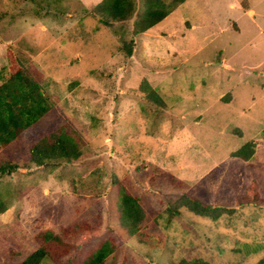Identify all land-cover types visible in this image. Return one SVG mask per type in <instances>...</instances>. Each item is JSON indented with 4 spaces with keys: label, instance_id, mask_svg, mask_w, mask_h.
Listing matches in <instances>:
<instances>
[{
    "label": "rangeland",
    "instance_id": "1",
    "mask_svg": "<svg viewBox=\"0 0 264 264\" xmlns=\"http://www.w3.org/2000/svg\"><path fill=\"white\" fill-rule=\"evenodd\" d=\"M100 1L0 0V82L33 63L59 111L54 128L64 127L79 154L0 173V264H20L46 229H66V241L86 248L121 238L107 264L256 263L264 257V0H183L136 35L135 18L103 25L92 11ZM245 142L253 155L232 157ZM3 152L1 160L15 158ZM253 183L258 202L245 200ZM119 187L145 211L133 236L119 224ZM187 192L226 210L216 220L187 208L172 215ZM81 221L95 232L76 229Z\"/></svg>",
    "mask_w": 264,
    "mask_h": 264
},
{
    "label": "trees",
    "instance_id": "2",
    "mask_svg": "<svg viewBox=\"0 0 264 264\" xmlns=\"http://www.w3.org/2000/svg\"><path fill=\"white\" fill-rule=\"evenodd\" d=\"M183 0H143L140 11H136L134 0H101L93 14L105 26L123 23L134 19L130 33L136 35L145 32L165 18ZM124 46V45H122ZM128 56L130 49H126ZM143 90H146V85ZM56 102L42 90V74L33 63L20 64L10 71L8 77L0 82V156L5 149L14 150L15 158L0 159V173H10L17 168L41 166L51 162L70 161L78 157L77 150L67 137L64 127L54 128L58 118ZM253 155V144L245 142L231 152L232 157L243 160ZM256 185L248 188L245 200L258 202ZM179 208H187L194 214L216 220L224 208L213 207L202 202L190 193H185L174 205L169 206L170 213L177 215ZM6 206L0 198V213ZM231 211V210H230ZM119 224L128 236H133L144 219L145 211L137 196L119 187L118 198ZM97 224L81 221L76 229L95 232ZM66 229L56 233L43 230L36 236L38 247L20 264H41L47 258L53 264H107V259L121 245V238H107L99 244L86 248L64 239ZM87 241L89 240L85 238ZM176 264H210L202 258L181 259ZM254 264H264V257Z\"/></svg>",
    "mask_w": 264,
    "mask_h": 264
},
{
    "label": "crops",
    "instance_id": "3",
    "mask_svg": "<svg viewBox=\"0 0 264 264\" xmlns=\"http://www.w3.org/2000/svg\"><path fill=\"white\" fill-rule=\"evenodd\" d=\"M247 12H252L253 13V10L251 8H247Z\"/></svg>",
    "mask_w": 264,
    "mask_h": 264
}]
</instances>
